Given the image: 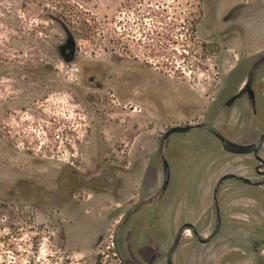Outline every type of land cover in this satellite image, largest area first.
Masks as SVG:
<instances>
[{
    "label": "rangeland",
    "instance_id": "1",
    "mask_svg": "<svg viewBox=\"0 0 264 264\" xmlns=\"http://www.w3.org/2000/svg\"><path fill=\"white\" fill-rule=\"evenodd\" d=\"M205 2L204 12L197 0H0V264H101L115 237L122 242L145 178H160L149 164L175 102L202 105L192 121L204 122L218 94L210 90L264 54V0ZM145 9L154 13L140 18ZM229 10L238 12L226 22ZM69 35L78 54L68 64L59 47ZM202 142L200 132L177 135L164 151L169 189L156 218L142 214L148 226L160 221L143 246L145 227L126 238L136 264L173 240L181 206H197L218 164ZM241 187L264 208V191Z\"/></svg>",
    "mask_w": 264,
    "mask_h": 264
},
{
    "label": "water",
    "instance_id": "2",
    "mask_svg": "<svg viewBox=\"0 0 264 264\" xmlns=\"http://www.w3.org/2000/svg\"><path fill=\"white\" fill-rule=\"evenodd\" d=\"M69 47H76L71 35L62 49ZM262 78L264 54L241 61L222 80L226 91L217 94L205 121L198 125L203 132H200L203 142L219 141L223 146L219 149H210L213 153L211 155L218 159L217 167L208 173L197 206H181L175 215L173 230H170L173 231V240H170L168 235L167 242L154 248L157 251L146 264H264V208L261 201L241 187L245 185L264 191V178H244V175H248L249 155L256 157L259 165L257 173L264 176L262 173L264 159L260 156L264 146V112L259 108L257 115L254 112L250 115L252 124L258 127L257 137L261 142L259 146L241 145L231 141L221 132V126L215 121L218 113L222 112L223 120L231 118L234 123L238 119V113L235 111H238V105L243 101L242 95L249 92L251 96L249 101L256 102L258 96L255 85ZM242 87L243 90H240ZM215 104L221 109L220 112H217ZM251 104L249 105L254 111L258 110L256 104L253 107ZM196 127L197 125L171 128L160 140L159 147L149 164L152 175L155 177L159 175L160 178H145L141 198L127 211L121 222L122 242L119 243L115 237V249L123 264H129L125 261L126 255L130 258V263L136 264L127 250L126 238L130 229L139 225L141 231L145 227L142 235L143 246L147 238L153 234L155 229L153 227L160 221L157 218L152 226H148L142 214L145 211L152 212L156 218L159 202L169 189L172 169L164 151L175 136L188 134ZM155 160H158V167L153 166ZM237 185H240L239 188H235ZM221 186H226L229 191H223L224 188L220 189ZM137 231L136 229L135 232Z\"/></svg>",
    "mask_w": 264,
    "mask_h": 264
},
{
    "label": "flooded vegetation",
    "instance_id": "3",
    "mask_svg": "<svg viewBox=\"0 0 264 264\" xmlns=\"http://www.w3.org/2000/svg\"><path fill=\"white\" fill-rule=\"evenodd\" d=\"M197 1L203 5L202 10L205 12L206 11L205 0H197ZM134 10L137 11V9H134ZM207 11H208V9H207ZM237 12H238V10H229L227 17L225 18V21L226 22L234 21ZM139 13H141V16L139 15L140 18L141 17L146 18L147 16L148 17L151 16L154 13V11L145 9V10H142L141 12L139 11ZM140 18H139V20H140ZM199 18H201V16L196 17V19H199ZM184 25L185 26L182 29L184 31H186V34H187V33H189L190 29L186 23ZM175 27H176V24H173V37H174V32H175L174 30L176 29ZM140 30H141V28H140ZM128 31L132 32L133 30L131 28H129ZM137 33H138V35L139 34L142 35V33H139V31H137ZM127 36H130V35H127ZM75 43H76V41H75ZM62 47H63V45L59 47L60 57L68 64L73 62L75 60L77 54H78L77 43H76L75 48L69 47L66 49H62ZM124 49L127 51V52H125L127 58L128 59L132 58L131 55L133 56V52L131 50H129L128 48H124ZM201 50L203 52L204 51L207 52L209 50L208 44H202ZM74 51H75V53H74ZM73 54H74V56H73ZM117 55H118L116 57L117 61L126 62V60H123L124 58L121 59V57H124V54L117 53ZM136 58H138V56H136V57L134 56V59H136ZM141 65H142V67H149L147 65H150V64L146 62V63H143ZM138 84H139V81H134V82L128 84L126 86V89H127V95L126 96H134L133 90H134L135 86ZM213 88H214L213 90H210L213 93L214 92L221 93L222 91H226L225 90L226 88L222 84V81L219 82L217 85H215ZM240 90H243V87ZM255 91H256V95L258 96V97H256V102L255 101H252V102L249 101V99L251 98L249 92H246L245 94L242 95L241 100H243V101L241 104L238 105V111L237 110L235 111L236 113H238V119L234 123L232 122L231 118L228 120H223L222 112L218 113V116L215 119L216 124L221 126V128H220L221 132L228 139L236 142L237 144L259 146L261 143L260 141H258V137H257V128L258 127L254 126L250 120V115H251L252 111H250L251 107H250V105H248V103L249 102L252 103L251 104L252 107L254 104H256L258 110L254 111V109H252L256 115L259 113V108H261L262 112H264V78H262L256 82ZM139 93H141V92H139ZM118 94L120 95L119 92H118ZM121 97H123V96H121ZM145 97H146V93H141V96H139V99H141V98L144 99ZM201 107H202V105H198V104L194 105L193 103L188 102L187 100L183 104H178V102H175V110H173V113H174V111H176V113L178 115H181L184 118V120L182 122H180V120H182V119H176L177 114L176 115L173 114V119H174L173 128H175V127L184 128V127H190V126L197 125V127L193 131H191L190 133L185 134V135H189L192 132L203 133L198 126V125H200V123L197 122L194 124L192 121V118H194L196 116V114H198L200 111H202V110H200ZM215 108H216L217 112L221 111V109L219 107L218 108L216 107V104H215ZM211 109H212V105L208 107L207 111L210 112ZM247 114H248V117H247ZM169 130H170V128H168L166 131L168 132ZM167 132H165V133H167ZM202 144L209 146L211 149H219V148L223 147L219 141L218 142L217 141L216 142H203V143H201V145ZM260 156H261V158L264 159V146L261 150ZM248 158H249L248 159V166H249L248 167V175H244V178H264V176H260L257 173V168L259 165L257 164L258 162H257L256 157L254 155H249ZM262 173H264V170ZM239 186L240 185H237L235 188H239ZM222 188H224L223 191H229L228 189H226V186H221L220 189H222ZM213 193H214V191H213ZM239 224H241V223H239Z\"/></svg>",
    "mask_w": 264,
    "mask_h": 264
},
{
    "label": "built area",
    "instance_id": "4",
    "mask_svg": "<svg viewBox=\"0 0 264 264\" xmlns=\"http://www.w3.org/2000/svg\"><path fill=\"white\" fill-rule=\"evenodd\" d=\"M101 264H123L115 250L114 244L109 245L102 253Z\"/></svg>",
    "mask_w": 264,
    "mask_h": 264
},
{
    "label": "trees",
    "instance_id": "5",
    "mask_svg": "<svg viewBox=\"0 0 264 264\" xmlns=\"http://www.w3.org/2000/svg\"><path fill=\"white\" fill-rule=\"evenodd\" d=\"M69 21H71V20H69ZM84 28H86V27H84ZM84 28H83V32H86V33L78 34V36L81 37V39H83V40H88V34H87L88 30L84 29Z\"/></svg>",
    "mask_w": 264,
    "mask_h": 264
}]
</instances>
